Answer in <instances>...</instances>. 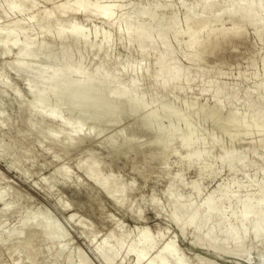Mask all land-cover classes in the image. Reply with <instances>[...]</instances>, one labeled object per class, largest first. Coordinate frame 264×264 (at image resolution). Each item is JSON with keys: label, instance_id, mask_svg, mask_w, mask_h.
Listing matches in <instances>:
<instances>
[{"label": "bare ground", "instance_id": "bare-ground-1", "mask_svg": "<svg viewBox=\"0 0 264 264\" xmlns=\"http://www.w3.org/2000/svg\"><path fill=\"white\" fill-rule=\"evenodd\" d=\"M38 1H43L48 3V6H51L48 7L46 6L47 4L44 6V4L40 3V5L42 4L44 8L46 7L45 9H40L41 6L40 8L37 6ZM38 1L0 0V22L6 20L8 17L14 16L12 21H10L7 25L0 24V60L14 54L12 58L13 61L11 60L12 62L10 63L19 64L23 62L21 61V58L26 57L27 61L25 65H28L27 67L29 68L33 67L32 64L40 55H45L47 58L46 63L44 65L34 67L33 71L40 77L45 78L49 84L54 82H65V90H73L75 94L80 90L84 82L87 81L86 76L81 75L80 72V64L82 65L83 63H86L88 66L87 74L99 71L97 73V77L92 79L95 85H98L99 82H102L105 79H109L110 84H117L119 88L116 97L111 102L104 105V107L102 106V111L96 110L94 115L88 117L84 116L82 119H78L76 122H73L61 118L60 114L63 109L62 105L53 108L43 107L42 101L32 102L27 100L21 96L18 87H11L10 90L12 92V100H15L17 106L19 107L18 116L29 123L27 128L29 133H31L32 136L36 135L38 138L42 137V139L50 142L51 145L54 144L60 147L58 150L56 148H50L48 150L52 153L50 154L54 157L53 159H55V161L58 162L62 159L63 151L69 150L78 143L87 140L88 137L94 136L95 138H103L104 135L107 134H104V129H106L107 126L100 127L96 129L95 132H91V128L90 130L85 129V123H91L87 121H93L96 123L103 121L104 124L107 125L111 120H113V117H115L112 109L121 105L129 108H134V105H136L137 107L134 110L131 109L130 112L136 114L137 116L142 115L145 110L149 111L152 109L150 112L146 111L147 113L143 115L141 125L145 128L151 122L150 114L154 115L158 112L163 113L166 111L167 107L172 105L173 107L176 105V110L178 111L179 107L177 106L179 103L177 102L188 101V97L190 95H195L194 93L191 94V92L198 93L204 99L202 107L196 110V114L193 119L188 120L183 115H181V119H177V121H181V124L182 122L183 124L184 122L186 123L185 128L179 127L178 123H175L173 128L162 127L159 129L160 135L153 137V140L151 141L152 143L158 142L162 148L164 147L160 153L153 155L151 159L158 160L161 164L167 161H173L175 163V166L170 173L165 172L161 168V177H166V175L170 174L173 178L170 182V187H168L169 189L166 188V190L168 189V192L163 193V195L165 194L164 196H166L168 193L167 202L174 205L172 212H170L171 214L169 219L172 218L171 220H174L173 224L177 227L179 238L182 236L185 240V238L188 237L192 248L182 245L180 246L177 241L178 236L166 239L165 235L167 229L164 231V229L159 227L157 231H153L150 226H139L136 229H124V223L117 220L118 218L116 217L112 220L110 230L107 231L104 236L99 237V233L94 231L92 228V230H89L84 235L85 240L92 246L99 247L100 256L106 259L107 264H114L115 260L121 262V258H125L128 254H133L135 256L133 264H145L151 256L154 248L156 249V253L151 256L147 264H192V259L195 261L201 260L205 254L215 246L219 236H223L224 242L222 243V249L234 246L236 255L243 253L246 250L252 259H254L255 264H262L264 261V196L261 195V193H254V191L255 189L264 188V117H262L264 113V99L256 102H248L244 106L247 110L256 109L255 115L248 120V126L253 129H263V137L258 143H256L257 145H254L255 143L249 144V147L251 148L243 147L245 150L238 153L233 151H223L225 146L223 147L220 145L221 140L218 139L219 137H217L216 134V137L213 136L214 134L212 133L213 135H210L212 136L211 142L217 144V148H220L219 150H221V152H226L223 156L215 160V150L217 149H214V147L207 148L205 145L206 143H204L205 141H201V139L205 137L204 135L207 134L208 136V133H203V130L199 133L197 130L199 129L198 124H201L199 122H207L209 119L211 120L212 117V120L208 123L211 124L212 127L219 128L221 132L224 131V134H221L224 136L227 134L229 140L232 142L234 139H237L241 132L238 129L230 131L228 129V125L234 123L235 121H239L241 125H244V123L247 122L243 117H233L234 110H236L235 108L238 104L237 98H230L232 97L230 88L226 93L218 92L213 94L212 90L214 89L220 75L225 73V78L227 76L230 77V75L226 76L229 70L228 72L221 71L222 66L224 67L226 64L224 52L227 50L231 52L239 51L238 47L246 41V33L248 32L247 29L253 28L256 34H254L253 31L251 33L255 36L257 35V39L261 40V43L262 40L264 41V14L257 15V10L264 6V0H181L178 1L181 5V20L177 15V8L179 7H176L175 5L178 3H173L172 0H158L157 5L150 16L148 10L154 0H126L127 3L125 4V0H117L120 1V3L117 2L118 4L114 3L113 0L112 2L107 0ZM132 1H139L138 3H140L138 9L133 13H131L133 4ZM124 10L125 12H123ZM164 11H169L171 13V16H169V19L171 20H163L160 24L158 20H160V15ZM210 12H213V17L211 19L207 17ZM82 18L85 20V24L91 27L97 26L95 22L100 20L103 24H105V26H108V32H111L115 26H120L121 24L118 34L114 37V39L98 43L91 59L88 57L86 58V52L90 41L94 39L92 38L93 35L86 27H82L80 30L75 31L79 20L81 19V22H84ZM148 18L159 22V26L156 29V37L152 39H147L145 35L149 30V25L146 23V19ZM124 20L128 21L129 24H124ZM66 21H68L69 24L66 29L62 30V26ZM226 21H228V24L230 25L224 26L226 25L225 23H227ZM140 36L143 37V40H141V46L137 49H133L132 46L134 39H137ZM163 37H167L168 39L161 42ZM171 37L175 40H172L173 42H177L175 46L177 47L178 45L177 48H175L172 44V41L170 40ZM258 41L257 43L255 42L256 45L260 43H258ZM120 43L123 44V46L126 45L127 48L129 47L130 51L135 50V53L137 54V56H135L136 58L133 57L134 59L130 60V62L121 63L122 61L119 62L120 59L119 57L116 58V54L114 52L115 55H113L115 58L111 59L114 48ZM143 46H147L148 51H143ZM57 48H59L60 51H57ZM180 52L181 55L183 52H187V55H183L181 59L185 58V60H187L189 63L188 67H186L187 65H184L185 63L182 61H180L183 63L182 65L179 62V60H181L178 55ZM262 52L263 51L261 50V53ZM259 53L260 52L252 50L251 54L247 56L249 57L250 67L246 63L249 67L247 68L248 70L251 67L254 69L255 65H259L257 60L260 59L262 73H260L259 70L254 72L251 76L255 79V82L253 81L254 86L252 85L255 95L264 93V55L259 58ZM101 55L103 58L99 62V56ZM87 59L90 61H87ZM56 60L62 62L65 61L67 64L62 68L52 70V64ZM1 61L5 64V61ZM142 62L146 63L147 66L145 68L137 69L134 72L135 78L133 79L130 88L124 91V86L128 76L126 73H120V68H129L131 65ZM204 63H208L209 65L207 64L206 67L205 64L204 66L206 68L203 66V69H201V66ZM98 64L100 67H97ZM174 64L178 65L177 69L167 75L165 73L166 69ZM199 64L201 65L199 69L194 68L196 65L199 67ZM6 66L8 65L6 64ZM150 66H154L155 68L151 70L149 68ZM237 66H241L242 68L243 65ZM234 68L230 69V71ZM241 68H238V70ZM257 69L259 68L256 67L255 70ZM248 70H246V72L240 71L241 75H243L244 72L247 73ZM237 73H239V71ZM222 77L223 75L220 79H222ZM239 77L241 80L244 78V76H242L243 78H241V76H238V78ZM247 77L250 79V76ZM247 77H245V79ZM141 78L147 80L146 88L141 85ZM249 79H246L248 83L250 81ZM7 80L9 79L6 78L5 67L0 65V84L2 83V85H0V107L5 101L6 91L8 90L5 87L7 85L10 87L11 80L10 82ZM196 83L200 84V87L198 84V92L195 91L197 88L191 91L193 85ZM3 84H5V87ZM110 88L111 87L109 85L105 87L106 90ZM155 90L162 95L163 98L173 94L174 100L170 102H154L150 105L145 104V97L149 95L148 93H150V91L153 92ZM47 91L48 87L46 86L39 90L38 95L40 94V97L46 98L45 96L48 94ZM91 93H95V91ZM58 94H60V92H58ZM191 96L189 97L190 99ZM73 97L71 96L68 100L70 104L74 101ZM94 97V94L88 95L85 99L88 101H96V98ZM192 98L194 99V97ZM224 100L229 101L228 112L223 115V118L219 119L216 116L213 118V112H220L219 110L222 109L223 102H225ZM192 101H188V103H190L188 109L194 112L196 101ZM90 105L95 109L100 106H96L93 103ZM0 109V130H5L14 123V117H4V110L2 108ZM35 118L38 119V126L34 122ZM55 121L60 123L61 127L55 130H48L46 124L49 122L55 123ZM226 123L227 127L224 126ZM20 133L19 136L21 135ZM113 134L109 136V143L114 147L125 148L128 147L130 142L136 141L134 138H128L127 135L122 132L120 135H118V133ZM3 139L4 136L2 134L0 138V157L7 159L12 152L9 147L3 145ZM105 139H107V137ZM6 142L7 141H5V143ZM171 142H173L172 147L169 145ZM10 143L7 144L10 145ZM14 146L16 147V145ZM254 146H257V148H253ZM19 150L21 149L19 148ZM19 150L18 152L21 154ZM25 150L22 151L24 152ZM25 152L27 153L28 151ZM49 152L45 151V153ZM85 155H87V153ZM250 155H254V159L256 160H252L251 158L253 156L250 158ZM87 158V162L83 163L82 161L83 164H77L78 166L76 167H80L78 170L82 169L87 178H90L96 187L98 186L102 191H110L111 193H116L121 190V184L124 183V181L121 183V180H125L123 179L124 177H121V180L118 178L121 173L118 174L119 176H110L107 172L109 176H104L105 173L101 174V168L103 167L105 161L100 159H90L91 157L89 158V156ZM135 160L139 162L142 158L139 155ZM211 160L213 161L211 162L212 167L209 170L210 173H204V176L200 180L192 179V183L187 185L186 176L191 173L194 174L198 165ZM23 164L24 163L19 156L17 160L13 159L11 168L15 169L14 171L16 173L20 172L22 174L24 172ZM131 164L134 165L133 163ZM66 165L67 164L64 165V163L61 165L59 164L58 168L54 170V175L62 178L63 183L67 185L72 184L73 186L72 178L74 175L72 174L74 173L71 174L73 169L70 170V168ZM139 168L140 167L138 166V169ZM66 169L69 170L70 173ZM140 170L141 171L138 172V175L148 180L150 178V173L152 172L147 174V169L145 167ZM224 171L229 173L230 178L228 180L226 179V182L221 183L218 189L208 194L201 202L199 201L200 203H197L198 201L196 202V198L200 197V195L203 194V191L206 190L208 186L210 187L212 185L211 183L214 182V180ZM73 179L75 182V178ZM78 181L80 182V180ZM44 182L47 183V181ZM4 184H6V179L0 176V198L4 195L11 196V192ZM134 184L137 186L136 182ZM134 184L133 182L131 184L129 183L130 190L135 192ZM186 186L189 188V192L187 191L188 193H186ZM174 187H185L186 189L184 188L185 192L183 189H181L180 192L179 189L176 193L172 192L171 188ZM187 196L193 197V200L185 205H179V202H182V200ZM137 198L135 200L139 199ZM152 198L150 199L153 202ZM16 200L17 201L14 202L10 201L7 203H0V231L4 229V234L0 238V246L3 245V243H6L17 233L16 231L19 225L22 226L28 223H35L36 226L50 227L47 220L38 219V210L37 213H33L32 211L29 212V206L26 208L29 209L28 211L25 209L27 212L24 210L26 213L24 215H21L24 213L23 210L21 211V214H18V211L20 212V210L17 209L18 211H16L17 214L20 215V219L18 218L19 221L16 222V224L14 222L15 220L13 221L11 218L16 225L14 223V225L10 224L8 217L9 215H13V212H16L15 209L19 204V198ZM126 200L123 204L127 202ZM16 202L18 203L17 206ZM154 202L152 204H154ZM57 204L60 208L66 209V205L59 202ZM135 204H133V208ZM158 204L159 209L164 207V203L163 206H160V201ZM147 205H145V207H147ZM21 208L24 209V207ZM140 210L141 211H138L139 215L143 214L145 209ZM160 210L162 211V209ZM132 211L133 209L131 212ZM153 211L155 212V206ZM17 214L14 213V215ZM81 219L80 223L84 226L85 223ZM100 219H102V217ZM169 232L170 231L167 232V235ZM20 235L24 237L23 233H20ZM22 236H20L18 242L16 243L17 249L15 248V251L22 252L23 254L19 258H13L12 256H10L11 258L6 257L10 258V260H7L11 261L10 264L12 263V260H15L14 264H40L41 261H39V259L41 255L43 258H47V256L51 254L60 253L61 245L63 243L62 240L53 238L48 247L41 250V252L33 254L27 248H29L30 243L34 241L36 236L31 235L25 244ZM252 237L256 238L255 244L250 247H246V242ZM191 249L193 254L190 259H188V254H190L189 250ZM222 249L213 255L212 264L222 263ZM73 255L68 264H79L77 254L75 256ZM5 261H2L0 258V264H7ZM46 261L48 260L44 259V262ZM43 264H55V262L49 261Z\"/></svg>", "mask_w": 264, "mask_h": 264}, {"label": "rangeland", "instance_id": "rangeland-1", "mask_svg": "<svg viewBox=\"0 0 264 264\" xmlns=\"http://www.w3.org/2000/svg\"><path fill=\"white\" fill-rule=\"evenodd\" d=\"M89 1H91V0H89ZM107 1L112 2V0H107ZM127 1L125 0L124 4L127 3ZM178 1H181V0H174V1L172 0L173 3L174 2L178 3L175 5H176V7H179V8H177L178 9L177 15L179 16V18L181 20V5H180V2H178ZM113 2L116 4L120 3V1H117V0L116 1L113 0ZM138 2L139 1H135V2L132 1L133 4H132L131 13L136 11L138 9V7L140 6V3H138ZM157 2H158V0H154L152 2V4L150 5L149 10H148L149 16L153 13V11L157 5ZM40 3L44 4V6L47 4L46 6H48V3H45L43 1H41V2L38 1L37 6H39V8L41 6L40 9L46 8V7L44 8L42 4L40 5ZM50 6L51 5H49L48 7H50ZM125 10L123 12H125ZM168 12L164 11L160 15V18H159L160 20H158L160 22V24L163 20H171V19H169V16H171V13L170 12L168 13ZM258 14L259 15L264 14V6H262L260 9L257 10V15ZM207 17L209 19H211L213 17V12H210ZM13 18H14V16L8 17L6 20H3L2 22H0V24L7 25L10 21H12ZM99 21L95 22L97 26L91 27V26H87L85 24V20H84V22L83 21L81 22V19H80L78 26L75 29V31H78V30H80V28L86 27L87 29L90 30L91 34L93 35L92 38H94V39H92L90 41L89 47H88L87 52H86V58L87 57L90 59L92 58V56L94 54L95 47L98 45V43H101V42L106 41V40L109 41V40L114 39V37L118 34L119 28L121 26V24H120V26H115L111 32H108L107 31V30H109L108 26L107 25L105 26V24H103L101 21L100 22ZM123 22H125L124 24H129L128 21L124 20ZM159 22H157V20H153L151 18L146 19V23L149 25V30L145 34L147 39H152V38L156 37V29L159 26L158 25ZM226 22L227 23H225L226 25H224V26L230 25V24H228L229 23L228 21H226ZM68 24H69V22L66 21L64 23V25L62 26V30L66 29ZM218 27H221V26H218ZM247 30H248V32H247ZM247 30H246V32H247L246 33V41H245V43H243L242 45H240L238 47L239 51L236 50L237 52H231V51L227 50L224 52V57L226 58V64L224 67L222 66L221 71L228 72V70H229V72L226 74V76L230 75V77L227 76L225 78V75H224L225 73H224V74H222L224 79H223V77H222V79H220L222 76V75H220V77L217 79V82L215 84L214 89L212 90L213 94H216L218 92L226 93L227 90L230 88V91H231L230 93L232 94L231 95L232 97H230V98H234V97L237 98V104H238V105L236 104L237 107L235 108L236 110H234L233 117L234 116L237 118L243 117L246 119L247 122H245L244 125H241V123L239 121H235L234 123L228 125V129L230 131L238 129L241 132L239 134V136L237 137V139H234L232 142L229 140V137L227 134H226V136L222 135V134H224L223 133L224 131L221 132V130L219 128L212 127V125L209 124L210 123L209 121L212 120V117H211V120L209 119V121H207V122L202 121V122H199V123H201L200 125L198 124L199 129L197 131H199V133L202 132V130H203V133H205V132L208 133V136L205 133L206 135H204L205 137H203L201 139V141H205L204 143H206L205 145L207 148L214 147V149H217V150H215V152H216V156L214 157L215 160H217V158H220L221 156H223L224 153H226L227 151H233L235 153H238V152L245 150L244 149L245 147L251 148V147H249L250 146L249 144L255 143L254 145H257L256 143H258L260 141V139L263 137V129H261V128L253 129V128L248 126V124H249L248 120H250L255 115L256 109L247 110L244 106L248 102H256V101H260V100L264 99V93H262L260 95H255V91H253L254 90L253 89V86H254L253 81L255 82V79L251 77L254 72H257L259 70H260V73H262V71H261L262 67L260 64V59H258L259 61L257 60V63H259L258 66L255 65V68L253 67L254 69H252V67L249 70L247 69L250 67L249 66V59H248L249 57H247V56H249L251 54L252 50H255V51L260 52V53H261V50L263 51L261 54L259 53V56H258L259 58H261L260 56L264 55V44H263L264 41L262 40V43H261V40L257 39V35L256 36L254 35L256 33H255L253 28H249ZM252 31L254 34L251 33ZM167 39H168L167 37H163L161 39V42H164ZM255 39H256V41H255ZM141 40H143L142 36L138 37L137 39H134L133 46H132L133 49H137L141 46ZM170 40L175 41L172 37L170 38ZM173 41H172V44L175 47L177 42H173ZM257 41H258V43L260 42L259 44H263V45H259V44L256 45ZM118 45H116V47L114 48L115 51L113 50V53L111 55V59L115 58V56H116V58L119 57V59H120L119 62L122 61L121 63H123V62L127 63V62H130V60L136 58L135 56H137V54L135 53V50L134 51L131 50V51H133V52H131L130 48L129 47L127 48L126 45L123 46V44H121V43ZM122 46H123V48L124 47H126V48L123 49ZM177 47H178V45H177ZM177 47H175V48H177ZM254 47H256V48H254ZM142 50L148 51L147 46L146 47L143 46ZM57 51H60V49L57 48ZM114 52L116 55L114 54ZM122 52H123V54H122ZM178 55L180 56L179 59H181L183 55H187V52H183L182 55L180 52ZM13 56H14V54L12 56L4 57L3 59H1V60L5 61V64L2 63V61L0 60V65L5 67L6 78L9 79L7 81L10 82V80H11L10 87L8 85L5 87L4 86L5 84H3V86L8 90L6 91L5 101L2 103L0 108H2L4 110L3 111L4 117H7V116L14 117V121H13L14 123L11 126H9L10 128L7 127L5 130H0V138H1L2 134L4 136V139L2 140L3 145H5L6 147H9L11 152H12V154L7 159H3L0 157V160H2V161H0V176H2L4 179H6V184H4V185L11 192V196L10 195H7V196L4 195L1 197L0 203H7L10 201L14 202V201H17L16 200L17 198H19L20 202L18 201L19 204L16 202V206L18 204L17 207H19V206L20 207L19 208L16 207V209H15V211L17 209L20 210V212L17 210L18 214H21L22 210L24 212V210L29 206L30 210L29 209H26V210L27 211L29 210V212L32 211L33 213L34 212L37 213V210H38L39 211V214L37 216L38 219L39 220H47L50 224V227L36 226L35 223H28V224H25L22 226L19 225L18 226L19 229L17 228V231H16L17 233L15 235H13L6 243H3V245L0 246V258H1V260L2 261L6 260L5 262H7V264H10L11 261H7V260H10V258H11L10 256H12L13 258H19L20 256H22V254H23L22 252H16L15 250L17 249L16 243L18 242L20 236H22V235H20V233L21 234L23 233L24 237L23 236L22 237L24 238L23 239L24 244L27 242V239L31 235L36 236L34 241L32 243H30L29 248H27L33 254L41 252V250L48 247L53 238H57V239L63 241V243L61 245L60 253L59 254L58 253L57 254H51V255L47 256V258H45V257L43 258V256L41 255L40 259H39V261H41L40 264H43V263H46L49 261H54L55 264H68L70 262V259H71L73 254H74L73 256H75L77 254L79 264H107L106 259L100 256L99 247L98 246H95V247L92 246L88 241L85 240L84 235L89 230H92V228H93L94 231L99 233V237L104 236L107 233V231L110 230V228L112 226V220L114 219V217L118 218L117 220H120L122 223H124V229H127V228L128 229H136L139 226L140 227L141 226H150L153 229V231H157L160 227V228L164 229V231H166V229H167L166 235H165L166 239L178 236L177 227L174 226V224H173L174 220H171L172 218L169 219V216L171 214L170 212H172L174 205H171L170 202H167L168 201V193L166 194V196H164L165 194L163 195V193L168 192V189H169L168 187H170V182L172 181L173 178L170 174L166 175V177H161V173H160L161 168L165 172L170 173L173 170L175 163L173 161H167V162L161 164V162H159L158 160L151 159V157L153 155L160 153L164 149V147L162 148L160 143H158V142L152 143L151 141L153 140V137H155V136L157 137L158 135H160L159 129L162 127H165V128H171L172 127L173 128L175 123H178L179 127L185 128L186 123L184 122V124H183V122H182V124H181L180 123L181 121H177V119L178 118L181 119V115H183L188 120L193 119L195 114H196V110L200 109L202 107L203 100H204L202 98V96H200L196 92H191V94L194 93L196 96L195 95L191 96L189 94L191 96V99H190L189 98L190 96L188 95L189 96L188 101H192V100H194L192 102L196 101L194 112H192V110L190 111V109H188V107L190 106L189 105L190 103H188V101H181V102L178 101L177 102V103H179L177 106V107H179L178 111L176 110V105L174 107L172 105V106L167 107L166 111L163 113L158 112L154 115L150 114L151 115V119H150L151 122L145 128L141 125L143 115H145L147 112H150L152 109H150L149 111L145 110L144 113H142V115H140L141 114L140 113V114H138L140 116H137L136 114H133L130 112L131 109L134 110L137 107L136 105H134V108H129V107L122 106V105L117 107V108H114V109H112V111H113L115 117H113V120H111L109 124L106 125V124H104L103 121H101L100 123H96L93 121H87V122H91V123H85L86 126H84L86 130H88V129L90 130V128H91V130H90L91 132H95L96 129H98L100 127L107 126V128L104 129L105 130L104 134L107 133L108 135L105 134L103 138L102 137L95 138L94 136L90 135L91 137H88L87 140H84V141L78 143L76 146L70 148L69 150L63 151L62 152V159L57 162V161H55V159H53L54 157L51 156L52 153L49 152L48 150L50 148H56L58 150L60 147L58 145H54V144L51 145L50 142H48L45 139H42V137L38 138L36 135L33 134L35 136L34 137V136H32L31 133H29V131L27 129L29 123H27V121H25L24 119H22L18 116L19 107L17 106L16 101L12 100V96H11L12 92L10 90L11 87H13V86L18 87V89L21 93V96H23L27 100H30L32 102L42 101L43 104L42 103L41 104L43 107L53 108V107L62 105L63 109L61 110V114H60L61 118L76 122V120L82 119L84 116L88 117V116L94 115L96 110L102 111L104 105L111 102L116 97L117 91L119 89L118 85L113 84V83L110 84L109 79H105L104 81L99 82L98 85H95L93 83L92 79H95L97 77V73L99 71L93 72L91 74H87L88 73L87 72L88 66L86 63H83L82 65L80 64V72H81V75L86 76L87 81L84 82V84L81 86L80 90L75 94V92L73 90H65V82L62 81V82H54L52 84H49L45 78L40 77L39 75H37L33 71L34 67L44 65L46 63L47 58L45 55H40L36 59V61L32 64L33 67H29V68L27 67L28 65H25V63L27 61L26 57L21 58V61H23L22 63H19V64L10 63L13 61V59H12ZM102 58H103L102 55L99 56V62L102 60ZM244 58H246V59H244ZM88 60L89 59H87V61ZM180 61L185 63L184 65H187L186 67L189 66L188 65L189 63L187 62V60H185V58L179 60V62ZM238 62L241 64H239ZM183 63H181V65ZM236 63H238V64H236ZM246 63L248 64L249 67L247 66ZM6 64L8 66H6ZM66 64L67 63L65 61L62 62V61L56 60L52 64V70L62 68ZM205 64L206 63L202 64V66L199 64V67H198V65H196L197 67L194 66V68L199 69L201 66V69H203V66ZM207 64L205 65L206 67H207ZM233 64H235L236 66ZM237 65H243V66L241 68V66L239 67ZM146 66H147V64L142 62L139 64L131 65L129 68H123V67L120 68L119 72L123 73V74L126 73V75L128 76V79H126V84L124 86V91H126L127 89L130 88L131 83H132L133 79L135 78L134 72L137 69L145 68ZM205 66H204V68H206ZM233 66L236 68H234ZM97 67H100V65L98 64ZM177 67H178V65H175V64L171 65L170 67H168L166 69L165 73L167 75H169L173 71H175L177 69ZM231 67L234 69L230 71V69H232ZM256 67H258L259 69L255 70ZM149 68L152 70L155 67L150 66ZM238 68H241V69L238 70ZM246 70H248L247 73H245ZM238 71H239V73H237ZM240 71H242V72L245 71V72L243 75H241ZM248 73H251V74L246 75ZM238 76H241V78H243L242 76H244V78L241 80L240 77L238 78ZM247 76H250V79ZM245 77H247L250 80L249 83L246 80L247 78L245 79ZM140 83L144 88L147 87V80H145L144 78L140 79ZM196 84H195L196 87H195V85H193L194 89L192 88L191 91H193V90H195V88H197L195 91L198 92L200 84L199 83H196ZM198 84H199V87H198ZM0 85H2V83ZM107 85H109L111 87L108 90L105 89V87ZM46 86L48 87V91H47L48 94H47V96H45L46 98H42V97H40V94L38 95V92H39V90L43 89ZM63 91H64V93L62 94ZM93 91H95V93H91ZM58 92H60V94H58ZM93 94L95 95L94 98H96V101L95 100L88 101L87 99H85L86 96L93 95ZM148 94L149 95L145 97L146 99L144 101L145 104H148V105H150L154 102H161V101L170 102V101L174 100L173 94H170L168 97L163 98V96L160 95L158 92H156V90L153 92L150 91V93H148ZM71 96L72 97L74 96L73 97L74 101H72V104H70L68 101ZM192 97H194V99ZM199 97H201L202 99ZM224 101L225 102H223L222 109L219 110L220 112H218V113L216 111L213 112V118L215 116L218 117L219 119L223 118V115H225L228 112L229 101H227V100H224ZM91 103H93L96 106L97 105H100V106H99V108L95 109V108H93V106L90 105ZM96 106H94V107H96ZM0 111H1V109H0ZM132 115L135 117H133ZM262 117H264V113H263ZM21 119L23 122L21 121ZM34 122L37 126L39 125L37 118L34 119ZM204 124H206V125H204ZM224 126L227 127V123L224 124ZM46 127L48 130H55V129L60 128L61 126H60V123L55 121V123H52V122L47 123ZM2 132H4V133H2ZM121 132L123 134L127 135L128 138H131V139L134 138L136 141L130 142L128 147H125V148L112 146L109 143V140H110L109 136L112 135L113 133H115V134L118 133V135H120ZM19 133L21 134L20 136H19ZM215 134L217 137H219L218 139L221 140L220 145H222L223 147L225 146L223 151H226V152H221V150H219L220 148H217V144H214L211 142L212 136H210V135L215 136ZM17 135H18V137H17ZM221 136H222V138H221ZM106 137H107V139H105ZM98 139H105V140H98ZM5 141H7V142L5 143ZM7 143H10V145ZM13 144L16 145L17 148ZM247 144H248V146H247ZM12 145L14 146V148ZM17 145H19L21 147H19ZM169 145L172 147L173 142H171ZM47 146H48V149H47ZM255 147L257 148V146H254L253 148H255ZM19 148L21 150H19ZM18 150L21 152V154L18 152ZM22 150H25L28 152L30 151L29 153H31V154H29L28 152L26 153L25 151L23 152ZM45 151L49 152V153H45ZM125 151H126V153H125ZM252 152H254V151H252ZM22 153L25 155H23ZM86 153H87V155H85ZM139 155L141 156L142 160L137 162L135 159ZM19 156L21 157V159L24 163L23 164L24 172L22 174L20 172L16 173L14 171L15 169L11 168L13 159L17 160V158H19ZM35 156H36V158H35ZM88 156H89V158L91 157L90 159H96V160L100 159V160L105 161L103 164V167L101 168L102 172L100 171L101 174L105 173L104 176H109V175L110 176H116V175L121 173L120 176L118 175L119 177L118 176L117 177L120 180L124 177L123 179H125V180H121L122 181L121 183H123V181H124V183L121 184L122 186H121L120 191H118L116 193H111L110 191H102L98 186L96 187V185L94 184V182L90 178H87V176L84 174V171L82 169L78 170V168H80V167H76V166H78L77 164L81 165V164L87 162L86 159L88 160V158H87ZM92 156H93V158H92ZM252 156L250 155V158L252 157L251 158L252 160H256V159H254L255 156L254 155H252ZM78 161H79V163H78ZM82 161H83V163H82ZM212 161L213 160L207 161L204 164L198 165L194 174L191 173V174H188L186 176V184L189 185L190 183H192V181L194 179L200 180L204 176V173L205 174L210 173L209 170L212 167L211 166ZM42 162L44 163V166H43ZM147 162L149 163V165ZM62 163H64V165L67 164L66 166H68L70 168V170H72V169L74 170V171L72 170L73 172L71 171V174L74 173L72 175H74L73 178H75V180H76L74 182V179L72 178L73 186H72V184L67 185V184L63 183L62 178L54 175V172H55L54 170H56V168H58L59 164L61 165ZM131 163H133L134 165H132ZM137 165L140 167L139 169H138ZM144 167L147 169V174H149V172H152V173H150V178L148 180H146V179H144L138 175L139 174L138 172L141 171L140 169H142ZM67 171L69 172V170H67ZM107 172L109 173V175ZM110 173H112V174H110ZM114 173H116V174H114ZM75 176L77 177L78 180H80V182L76 179ZM125 176H126V178H125ZM189 178L191 179V181ZM229 178H230L229 173H226V171H224L222 174H220L219 177H217L214 180V182L211 183L212 185L210 184L211 185L210 187L208 186V188H206V190L203 191V194L200 195V197H198L199 199L196 198L197 199L196 202L198 201L197 203H200L208 194H210L212 191L218 189L220 184L223 182H226ZM44 181H47V183H45ZM132 182H133V184L135 182L137 184V186L134 184L135 192L133 190L132 191L130 190L129 183L131 184ZM35 183H36V185H35ZM166 188H168V189L166 190ZM184 188L174 187L171 189H172V192L177 193V191L179 189H180V192H181V189H183V191L185 192ZM186 188H185L186 193H188L189 192L188 186H186ZM254 193H257V194L261 193V195L264 196V188L263 189H255ZM126 198H127V200H126ZM136 198L138 200H135ZM150 198L153 199V202L154 201H156V202H154V204H152L153 202ZM159 198H161V199H159ZM130 199H131V201H130ZM163 199L167 204L163 201ZM125 200L127 202L125 204H123ZM192 200H193V197L187 196L182 200V202L181 201L179 202V205H181V204L185 205ZM157 201H158V203L160 201V204H161L160 206H163V203H164V207L160 208V209H162V211L159 209V204L157 203ZM58 202L62 203L63 205H66V209L60 208L59 205L57 204ZM132 203L135 204L134 208H133ZM149 203H150V206H149ZM21 204H22V206H21ZM123 205H125V206H123ZM145 205H147V207H145ZM154 206H155V212L153 211ZM21 207H24V209ZM129 207L131 208V210L133 209L132 212H131ZM135 207H136V209H135ZM31 209L36 210V211H33ZM140 209H142V210L145 209L143 211L144 215L141 214L142 216L138 214V211H141ZM17 211L13 212L12 213L13 215H11V216L9 215V217H8V219L10 220V224H12V225H14L16 222L19 221L18 218L20 219V215L17 214ZM129 212H131V213H129ZM14 213L17 215H14ZM24 214H26V213L24 212L21 215H24ZM112 214H113V216H112ZM98 217H100V218L102 217V219H100ZM11 218L13 219V221L15 220L14 221L15 223L12 221ZM80 219L85 223V225H84L85 227L83 226V224L80 223ZM9 220H8V223H9ZM81 225H82V227H81ZM105 226H106V228H105ZM133 227H135V228H133ZM168 231H170L168 233L169 236L167 235ZM174 231H175V233H174ZM3 234H4V229L0 231V238L3 236ZM177 241H178V244L180 246L182 245V246H186V247H191V243H190L188 237H186L184 240V237L182 238V236H180V238H179V236H178ZM223 242H224V237L219 236L215 246L209 252H207L201 260L195 261L194 259L191 258L192 259L191 263L192 264H212L213 255L217 251H219L220 249L223 248L222 247ZM255 242H256L255 237L250 238L246 242V247L252 246L253 244H255ZM189 251H190V254H188V259H190V257L193 254L192 249ZM222 251H223L222 252V263H220V264H244V263L245 264H255L254 259H252V257L249 255V253L246 250L243 253H239L236 255L235 254V247L230 246L229 248L222 249ZM154 253H156L155 248L152 251L151 256H153ZM151 256L149 257V259L151 258ZM6 257H10V258H6ZM44 259H46L48 261L44 262ZM148 260L145 262V264H147ZM134 261H135V256L133 254H128V255H126L125 258H121V262H118L115 260L114 264H133ZM14 262H15V260H12L11 264H14ZM262 264H264V261Z\"/></svg>", "mask_w": 264, "mask_h": 264}]
</instances>
